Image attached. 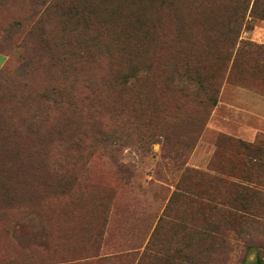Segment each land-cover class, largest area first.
I'll return each instance as SVG.
<instances>
[{"label": "rangeland", "instance_id": "1", "mask_svg": "<svg viewBox=\"0 0 264 264\" xmlns=\"http://www.w3.org/2000/svg\"><path fill=\"white\" fill-rule=\"evenodd\" d=\"M156 2L0 0V53L6 56L0 72V264H259V258L264 264V226L250 217L224 228L227 244L219 254L207 250L212 239L204 235L209 223L226 218L220 203L208 199L223 197L219 179L264 183V163L244 159L233 144L264 138V19L245 18L239 40L253 45L231 67L233 43L219 31L238 21L229 17L225 0H174L160 11L163 31L152 46L160 66L156 84L125 92L116 87L111 99L86 80L111 75L107 53L96 45L121 39L129 13ZM175 61L210 77L206 94L194 85L181 90V77L167 79L169 69H162ZM67 73L77 83L82 108L73 119L81 129L46 154V133L67 110L51 107L45 91ZM121 99L127 106L121 118L91 111L101 101L113 108ZM141 113L152 121L155 141L148 151L140 147L139 132L128 128ZM116 120L118 144L94 149L85 131L115 127ZM53 167L77 180L62 181L46 196ZM183 186L188 192L182 195Z\"/></svg>", "mask_w": 264, "mask_h": 264}, {"label": "trees", "instance_id": "2", "mask_svg": "<svg viewBox=\"0 0 264 264\" xmlns=\"http://www.w3.org/2000/svg\"><path fill=\"white\" fill-rule=\"evenodd\" d=\"M156 4L150 10L132 11L129 13L130 25L123 27V36L121 39L108 40L106 43H98L96 46L100 50L107 53V63L110 65L111 75H104L93 81L86 75V80L94 84H99L100 89L99 96L107 90L108 95L106 97L113 99L116 87L125 89L130 88L131 90L136 89L140 84L152 83L156 84L158 68L160 67L155 59V51L152 46L156 44V39L158 40L162 35L163 28L158 24L161 19L160 11L166 8H172L174 0H155ZM225 0L223 4L231 10L229 17H233L237 23H227L223 24V30L219 31V36L227 39H231L233 43V50L229 54L228 60L233 58V64L231 67H236V61L238 60L244 47L253 45L243 40H239L242 23L245 18L250 16H259L264 19V0ZM239 2V5L236 3ZM222 4V5H223ZM60 13V12H58ZM61 13H66V11H61ZM183 33V28L179 29V34ZM255 46V45H254ZM260 49L261 46H257ZM153 50V51H152ZM118 52L123 56L120 62V57ZM231 58V59H232ZM4 66V65H3ZM168 67L170 72V77L167 78L170 82L174 81L178 77H181L183 81L181 82L183 88L181 90L185 91L194 85L195 89L203 91L204 94L207 93L204 88V81L210 77H205L201 74L200 67L192 65L189 67L187 61L180 63L178 61L168 62L162 69V72L166 71ZM188 67V68H187ZM187 68V69H186ZM2 68L0 69L1 72ZM168 72V74H169ZM167 74V75H168ZM57 85H48L45 94L51 107L60 105L58 107L66 111L65 120L61 121L57 119L53 126L49 128L46 133L47 141L45 144V153L50 154L51 150L55 149V144L63 137L69 136L74 137L78 134L81 129V123L79 120L80 127L78 128L77 122L73 119V113L81 110L82 107L79 106V100H76L75 86L76 82H73L69 74H64V76L56 83ZM91 84V85H92ZM147 85V84H146ZM129 90V89H128ZM199 90H196L198 93ZM118 91V89H117ZM121 91V92H122ZM93 92V91H92ZM217 92V90H216ZM87 96V95H86ZM89 100V96L86 97ZM128 99V98H127ZM154 99V98H153ZM153 99L149 101L152 102ZM86 100V101H87ZM212 100V105L217 103L215 97H210ZM113 108L107 106L106 101H101L97 103L96 106L91 109L99 113L103 110L108 111L112 118H121L127 111L126 102L121 100L112 101ZM143 110V108H142ZM90 113V112H89ZM88 113V114H89ZM144 113V112H143ZM146 114V113H144ZM87 120H92L91 114L87 115ZM134 126L133 132H139L140 134V147L144 151H148L151 142L155 141L153 133L150 131L148 126H151V120H145L141 114H138L133 119L129 120ZM120 120H116L115 127L113 124L100 125L96 130L91 129L85 131L87 138L92 141V146L94 149L98 146V143H103L104 146L116 145L118 142L114 140L117 136L116 132L119 127ZM78 129V130H77ZM93 133L94 136H90ZM129 133V132H128ZM166 136V135H165ZM79 137V135H77ZM114 140V142H113ZM165 140L170 143L169 136L165 137ZM235 151L238 152L244 159H250L257 162L264 163V138H258L255 142L247 143L242 140H234L233 142ZM44 148V147H43ZM175 159L179 157L177 150H174ZM126 163H124L125 165ZM123 165V163L121 164ZM49 172V176L52 178L45 183L47 192L52 195L56 190L60 189L61 182L72 180V183L77 180V176L70 174H65L57 168H52ZM188 171V169H185ZM48 178V176H47ZM46 178V180H47ZM247 181H230L228 178L223 177L219 179L224 186L223 197L219 200H215L214 197L208 196L211 202H219L221 205L220 210L226 218L220 223L219 221L213 220L207 225L204 235H207L212 240L210 241L208 251L212 250L216 252L217 248L225 246L227 244L226 234L224 228H227L231 223L246 221L249 217L252 218L251 222L255 226H264V183L260 179ZM45 180V182H46ZM180 183V181H179ZM72 185V184H70ZM182 186V185H181ZM178 193L187 194L188 190L183 187H178ZM176 193V194H178ZM231 220L230 222H226ZM221 228L222 230H220ZM213 229H216L215 231ZM219 233L217 236L216 234ZM205 251V252H208ZM219 254V252H216ZM262 260L259 258V264Z\"/></svg>", "mask_w": 264, "mask_h": 264}, {"label": "crops", "instance_id": "3", "mask_svg": "<svg viewBox=\"0 0 264 264\" xmlns=\"http://www.w3.org/2000/svg\"><path fill=\"white\" fill-rule=\"evenodd\" d=\"M6 62V56L2 53H0V69L3 67V65Z\"/></svg>", "mask_w": 264, "mask_h": 264}]
</instances>
